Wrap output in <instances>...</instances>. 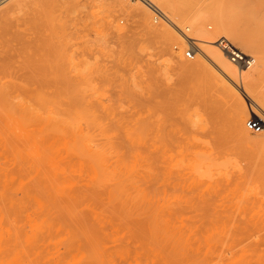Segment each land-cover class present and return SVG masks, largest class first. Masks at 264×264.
I'll return each mask as SVG.
<instances>
[{"label":"rangeland","instance_id":"374dc122","mask_svg":"<svg viewBox=\"0 0 264 264\" xmlns=\"http://www.w3.org/2000/svg\"><path fill=\"white\" fill-rule=\"evenodd\" d=\"M177 1L188 7L187 16L200 10L237 49L264 59V0ZM120 7L111 0L0 2V49L24 38L39 57L47 103L38 112L77 107L92 134L127 163L133 158L126 135L138 134L152 148L147 163L138 161L147 170L138 169L146 173L138 182L156 173L152 187L141 185L146 197L133 187L108 192L102 185L59 202L48 186L36 192L45 204L38 207L29 191L35 169L14 157L13 110L0 106V264H264V147L242 143L228 129L231 106L222 81L232 85L209 63L203 74L180 72L178 63L192 59L182 53V30H189L178 22L176 29L161 6L168 21L154 20L147 6L149 24L159 28L151 33ZM72 47L80 79L56 81L47 66L70 60ZM260 84L255 92L264 93ZM190 116L202 125L195 145L187 143Z\"/></svg>","mask_w":264,"mask_h":264},{"label":"bare ground","instance_id":"6f19581e","mask_svg":"<svg viewBox=\"0 0 264 264\" xmlns=\"http://www.w3.org/2000/svg\"><path fill=\"white\" fill-rule=\"evenodd\" d=\"M2 1L4 0H0V2ZM111 1L122 7H126V10H128L129 13L136 16L139 21L147 26V33H151L153 30L159 31L158 27V29H156L155 26L149 24V6H145L146 4L139 3V0L132 1L134 4H130L125 0ZM150 1L156 6H161L169 12L172 17L170 20H172V22L174 21L176 29L177 27L181 28L182 26H178L176 22L183 24L184 28L189 30L187 35L190 38L197 40L196 44L201 54H196L191 60L180 61L178 63V69L180 72L189 74L200 72V74H203L204 72L202 71L206 69L205 66L209 63L218 74L222 75V77L232 85L230 86L222 81L224 87L223 91L227 90V93L224 92V94L226 93L229 97L228 101L231 106L229 117L230 125L228 129L240 142L256 145L259 144L264 147V125H262L259 133H253V135L245 128L244 124V120L249 114L264 121V115H262L264 112H261V106L257 105L255 102L254 104L253 102L251 104L250 101L247 102L243 92L239 89L242 88V91L252 94L254 98L264 106V93L258 92L259 90L256 91L257 93L255 92L258 85L261 83V80H264V59L259 56L253 57V55H251L254 58V61L248 66L233 61L229 52L219 44V41L221 38H224L232 44L234 48H237V45H235L228 37L224 36L222 29L217 26V23H215L216 25L212 24L211 21H207L208 19L206 17L205 20L202 17L204 14L202 13L203 15L201 16L200 10L197 12L199 15H191V13L190 16L189 14L187 16L184 12L188 7L185 8L186 6H184V9L182 10L179 7L180 4H177V0L176 2L174 0ZM208 6L210 9V5ZM122 7L120 8L122 9ZM203 8H201V10ZM181 10L183 11V14H181ZM184 14H186V16H184ZM208 15L209 14H207V17ZM173 18L177 20H174ZM172 25L173 24H171V26ZM163 31L161 33H163ZM183 40L186 42V39ZM75 50V48H71L69 55L70 60H58L47 66V68L52 70L56 81H62L63 78H68L67 80H69V78L73 79L80 75L81 69H78L76 62L72 59L73 56H75ZM244 53L250 55L246 52ZM83 66L85 67L86 65L83 63ZM41 67L39 57L32 53L30 45L24 38H22L15 47L10 49H0V106L11 108L13 110L14 117L12 120V128L14 131L12 134L13 141L11 145L14 149L15 160L23 165L28 163V165L33 166L36 171H34L36 175L32 174L34 180L31 176L33 181L30 183L29 191H31L32 200L37 203L38 207L45 208V204L41 201L40 196L36 194V192L41 191L48 186L55 189V194H57L59 202H61V200H69L75 193L82 191V189L85 191L93 190L98 192L99 190L104 189L102 185L108 186H104V191L108 192H122L127 189L126 187H130V190L131 187H133L141 192V185L146 186L145 182L150 184L149 187H152V184L154 183L152 179L156 176L155 171L152 172L155 173V176L153 177L151 170H148V174H152L150 176H152L151 180L153 183H150V177L145 179V176V182L143 180V183L141 180L143 177L141 178L140 176L142 173L138 170L142 169L140 168L141 165H138V161L147 163L150 158L148 152L149 148L147 149V146L143 147L142 144L145 145L146 143V145L149 146L150 142L147 144L148 141H145L144 143L143 140L140 139L141 137L137 136L138 134L136 135V133L129 131L126 135L128 140L126 145L128 146L126 149L127 152H129L128 157L130 156L133 158V164L130 159H128V164L125 160L126 157L124 158L122 152L120 153L116 147L112 149L111 147L105 146L104 144L106 143H101L99 141L100 139L98 140V138L92 134L90 131L91 127H89V124L87 123L88 118L85 119L81 115L82 112L80 113V110L77 107L76 110H63L62 108H56L55 110L51 109L38 112L37 109L42 108L45 103H47L45 97V94L47 93L45 85L47 83L42 81L45 84L43 85V83L40 82L42 78L40 81L38 80L40 78ZM85 68H89V66ZM71 82H74V80ZM75 83H77V81L74 82V85ZM79 85L81 86V84ZM219 86L222 87V85ZM32 93H35L34 97ZM79 103L81 104L82 102L79 101ZM59 104L60 103L57 105ZM69 107H71V105ZM200 128H202V125L199 123L198 119H193L191 116L187 118L186 129H188L189 134H191L187 139L188 144L195 145L201 141V139L196 136V133ZM19 145L21 148H19ZM22 145L27 146V148L25 147L26 150H24ZM154 146L157 145L155 144L152 147ZM154 149H156V147ZM151 150L149 149V151ZM127 152L124 153L127 154ZM154 154L155 152L152 155ZM136 161L137 164L135 163L134 165V162ZM155 161L157 160L154 159V162ZM155 164L156 163H154V165ZM142 170L145 171V169ZM75 171L78 173V175L75 176L81 174L80 176L84 180L79 184L74 179L73 174ZM145 172H147V170ZM139 176L141 178V181L139 180L141 184L138 182ZM51 179H53L52 182H50ZM77 179L78 178H76V180ZM127 190L130 191L129 189ZM141 193L144 194L143 197H146L144 189ZM42 261H45V259Z\"/></svg>","mask_w":264,"mask_h":264},{"label":"built area","instance_id":"2783aa9c","mask_svg":"<svg viewBox=\"0 0 264 264\" xmlns=\"http://www.w3.org/2000/svg\"><path fill=\"white\" fill-rule=\"evenodd\" d=\"M139 1H141L144 4H146L147 6H149V8L153 11L154 20H158V19L168 20V17L164 13V11L161 10L158 6H156L150 0H139ZM182 33L184 34L183 37H185V39L187 41V46L183 48L182 53H183L184 57H186V58H193L197 53H199V49H198V46L196 44V40L190 38L187 35V33L183 30H182ZM219 44H221V46H223L229 52L232 60L235 62H239L240 64L248 66L254 61V58L251 55H247L243 51H241L237 48H234L233 45H231L224 38L220 39ZM245 126L247 129H249L253 132H258L261 130L260 121L253 116H250L249 118L246 119Z\"/></svg>","mask_w":264,"mask_h":264},{"label":"crops","instance_id":"0c3cea01","mask_svg":"<svg viewBox=\"0 0 264 264\" xmlns=\"http://www.w3.org/2000/svg\"><path fill=\"white\" fill-rule=\"evenodd\" d=\"M222 31H223L224 36H226V32L224 30H222Z\"/></svg>","mask_w":264,"mask_h":264}]
</instances>
